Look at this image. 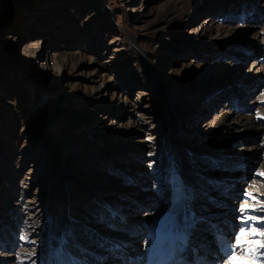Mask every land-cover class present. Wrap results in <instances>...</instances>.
<instances>
[{"label":"rangeland","instance_id":"rangeland-1","mask_svg":"<svg viewBox=\"0 0 264 264\" xmlns=\"http://www.w3.org/2000/svg\"><path fill=\"white\" fill-rule=\"evenodd\" d=\"M226 1L229 0H11L0 20V188L15 197L10 202L11 198L3 197L5 192L0 191V228L12 226L17 232L13 264H23L22 258H30L24 264H34L31 256L39 249L36 243L28 242L45 241L44 231L33 223H42L47 212L41 213L40 205L31 202L39 193L47 192L51 173H57L59 168L56 164L72 170L69 175L73 178L86 176L91 181L111 172L121 176L117 178L121 179L126 201L120 223L113 224L115 228L109 225L105 213L100 223L93 221L91 216L100 213L98 206L90 208L85 202L83 205L89 206L91 212L83 209L85 214H78L81 196L71 184L67 190L72 202L68 212L72 218L83 217L73 220L76 228H93L95 223L97 230L111 238L121 234L123 227L128 228L125 246L118 247L128 258L135 255L132 253L140 241L146 240L148 226L144 228L146 222L141 214L152 217L159 211L157 194L166 182L160 172L165 155H172L173 149L181 145L179 131L192 150L215 149L225 141L242 138L244 133L231 120L223 128V114L234 115L237 111L246 117L264 115V79H260L262 70L256 71L259 61H264V0H252L253 6H241L240 0ZM209 21L213 30L206 27ZM231 32L237 36L230 37ZM256 58L260 59L257 64ZM252 67L256 74L260 72L257 91L247 98L229 96L234 89L249 84ZM229 69L239 78L229 88L213 85L208 95H202L201 90L205 92L207 88L193 87L194 82L209 76L216 78L218 71L228 73ZM238 98L242 102L237 103ZM233 103L236 106L230 105ZM89 133L93 136L89 137ZM263 137L264 128L260 141ZM260 141L237 142L229 150L233 155L221 150L222 164L214 156L197 163L195 170L199 173H207L210 179L222 174L223 185L231 183L237 192L233 189L230 195L222 194L221 185L217 195L215 184L209 183L206 194L215 199L208 198L214 206L212 212L228 207V203L236 210L229 218L227 214L210 212L205 221L226 217L236 224L237 210L248 202L243 194L245 179L257 176L259 167L252 164V148L261 145ZM130 145L139 151L131 155L115 153L120 167L110 160L115 155L114 148ZM244 152L249 155L244 156ZM133 160L143 166L149 164L146 175H133L138 184L122 173V166ZM243 165L252 168L248 178L238 173ZM145 181L150 183L149 188L142 192L138 187ZM260 185L263 192L264 181ZM232 193L237 197L233 198ZM135 207L140 210L137 217L132 214ZM254 209L262 235L264 207L260 204ZM33 211L39 213L38 219L30 218ZM202 214L203 210L198 216ZM55 216L53 213L52 219ZM72 230L79 242L85 240L87 248L93 247L86 232ZM137 233L141 240H137ZM23 248L28 252L20 254ZM57 251L56 241L47 246L45 258L39 257L38 263L57 257ZM93 259L88 258L87 264L105 262ZM123 261L116 264H125Z\"/></svg>","mask_w":264,"mask_h":264},{"label":"bare ground","instance_id":"bare-ground-1","mask_svg":"<svg viewBox=\"0 0 264 264\" xmlns=\"http://www.w3.org/2000/svg\"><path fill=\"white\" fill-rule=\"evenodd\" d=\"M230 1V0H229ZM226 1V2H229ZM241 6H246L250 5L253 6L255 3L252 0H240ZM11 3V0H0V20L3 17V15L6 13L5 9L6 7ZM230 3H234L233 1ZM256 10V9H255ZM245 13V12H244ZM256 15H259L258 17L260 18V14L258 13V10H256ZM208 29L212 27L213 30V23L212 21H209L206 26ZM201 38H203V34L199 35ZM232 36H237L236 33H230V37ZM229 37V38H230ZM185 43V41H184ZM181 44H183L181 42ZM258 55V54H257ZM255 56V55H254ZM259 58H256L254 61L257 64ZM260 60V59H259ZM257 70H262L261 73V78L264 79V61L261 60L259 61V64L257 65ZM228 73H224L221 71H218V74H216V78L213 77H207L203 81L200 82H194L193 87L194 88H201L203 89H208V91L202 92V95H208L210 91H212L211 87L215 85V87H220V84H223L226 87H230L228 85L232 86V82L236 83L239 78L238 76H234V73H232V70H228ZM61 73V72H60ZM225 74V75H224ZM228 74V75H227ZM232 74V75H231ZM259 75V72L257 73ZM218 76L219 79L217 78ZM234 76V77H232ZM216 79V80H215ZM218 79V80H217ZM206 82V83H204ZM204 83V84H203ZM203 84V85H202ZM259 82L257 79L252 82V84H246V86H242V88H237L234 89L233 94H228L229 96L233 95H240L242 98H247V96L251 95L253 92L249 93V89H257L259 87ZM211 89V90H210ZM247 91V94L245 95V92ZM264 96V95H263ZM207 97V96H206ZM222 97V96H220ZM228 97V96H227ZM240 99V98H239ZM263 101V100H261ZM219 103V102H218ZM260 103V102H256ZM211 105V104H209ZM232 107L236 106L234 103L230 104ZM213 108V107H212ZM237 111H234V115L231 114V112H227L223 114L220 118V125L225 127V123L229 122V120L236 123L237 126L241 127V130H244V133H242V138H234L229 141H225L222 146H219L218 148L215 149H207V148H200L197 150H192L189 148L188 145H186V139L182 137V134L178 133V136L181 137L180 143L178 147L173 149V154L172 155H165V163H163L162 170L160 172L161 179L166 181L163 183V186L159 190L158 199L161 203L160 206H158L159 211H157V215L155 214L152 217L145 216L141 214V219L143 222H146L144 228L146 226L148 229V232L146 230L145 232V239L143 241H140L138 244L139 248L134 249L135 255L130 256L134 258H127L128 255L122 253L121 249H118V247H124L125 246V241H126V236L128 235V228L123 227L121 231V234H117L116 237H109L107 236L103 231L100 229L97 230L98 227H95V223L93 224V228H89L86 225H82L78 228L75 227L73 220L75 218L81 220L83 217L76 216V217H70L68 212L69 203L71 204V197L67 193L68 190V185L71 184L74 186L77 190L71 189L74 191H77V196L80 195L81 199L79 203V213L78 214H85L83 209H86V212L90 213L91 210L86 207L85 202H87V205H90V208H95V206H98L97 211H99V214L94 213L91 217L93 221H97V223H100V217H104L103 213L106 214V218L108 219V222L110 223L109 225H115L116 223H120V219L122 217L121 209L122 205L125 203V196L121 192V186H120V180L117 178L121 177L119 174L115 175V173H107V174H102L101 179H93L90 181V179L86 176H74V178L69 175L72 173V170H65V167L59 166V164H56L58 168V171H52V180L49 181V186L46 189V193H39L37 195V198L32 199L33 205L37 206L40 205L39 209L40 212H47V214L44 217V221L42 223H39L35 221L33 224L36 227H39L41 231H44L45 234V241L43 243H40L39 240L30 242L29 239L24 240L25 242L31 243L32 245H35L38 247L39 252H36L37 254H34L31 260H33L35 263L34 264H41L38 263L40 261L39 257H44L45 256V250L48 245H54L56 244L57 241V247L58 253H56L58 256L55 258H52L51 260H45L41 261L44 262L43 264H87L86 261H88V258H94L95 259H100L105 262L104 264H116L118 260L124 262V263H131L134 264L138 262L143 255L144 252L148 251L149 248V241H150V236L152 234V231L154 228L157 226V224L160 222V220L168 213V205H169V191H170V178L173 175V173L180 174L184 184L187 187L188 190V214L184 220V225L186 231L191 233V236L193 234L195 239L196 238V229H202L204 227V219L209 217V213L211 212L212 214L215 215V212H219L218 214H230V212H234V206L233 208L230 207L231 203H228V209L223 208L220 211L216 210L212 212V208H214L213 204L209 201H214L215 199L209 198V196L206 194L207 190L209 189V183L213 182L215 185V189L217 191V195L219 187L223 185V175L216 174L213 177L214 179H210V177H207V173H202V171L199 173L197 170V166L199 162L203 161L205 157H210L214 156L216 159L221 161L222 164V155H221V150L225 151V154H230V149L233 147L237 142H251L252 144L255 143V141H260L259 136L262 133V129L264 127V115H252V116H244L239 113H236ZM78 130L80 131L81 126L78 124ZM89 137L93 136L92 133L88 134ZM261 145H264V137L262 138ZM260 145V143H259ZM255 146L252 148L255 154H253V165L256 164V167H259L257 170V176L255 178L257 180H262L264 181V154L263 156L260 155L261 150V145L260 146ZM253 147V146H252ZM264 147V146H263ZM58 151L57 149H55ZM139 149L135 145H130V146H121V147H116L113 149L114 154L117 152L121 153H127V155H131L133 153L138 152ZM264 153V150H263ZM141 155V154H140ZM247 152H244V156L247 157ZM129 158V157H127ZM238 158V157H236ZM235 158V159H236ZM245 158V157H244ZM58 161H60V157L56 158ZM240 159V158H238ZM243 159V158H242ZM111 161L114 162V164H117L120 167L119 164V159H118V154H115L112 156L110 159ZM246 160V159H243ZM57 161V162H58ZM250 162V159L248 160ZM256 162V163H255ZM68 163V162H67ZM233 163V162H232ZM220 164V166H221ZM72 167H71V166ZM149 165V164H148ZM148 165L143 166V164H139L137 162L129 161L126 165L122 166V173L126 174L129 176V178H134L136 181V184L139 183L138 180H136V176L143 177V175H146ZM69 166L74 168V164L70 163ZM67 165V167L69 168ZM200 166V165H199ZM201 168L202 165L200 166ZM250 168V167H248ZM244 167H241L238 173H244ZM172 171V172H171ZM56 173V174H55ZM76 175H79L78 172ZM115 175V176H114ZM133 175H136L135 177ZM171 175V176H170ZM89 179H85V178ZM140 177V178H141ZM202 177H205L207 179H204ZM258 177V178H257ZM228 178V177H227ZM245 178H248L245 176ZM251 180L254 179H247V183H249ZM208 181V183L206 182ZM259 181V183H260ZM217 183V184H216ZM148 182H142L140 183V186L138 187L139 190L142 192L148 190L149 188ZM263 183H261L262 185ZM211 185V184H210ZM230 185L231 183H226L224 186V190L221 192L224 194L227 192L229 195L231 191L233 190L234 193L236 192V186L231 188ZM219 186V187H218ZM218 187V189H217ZM264 187V186H263ZM1 193L5 192V195L1 194L3 197H9L11 198V201H13L15 195L12 194L11 192L7 194V190L3 187L0 188ZM261 192V191H260ZM232 193L233 198L237 197V192L236 194ZM262 195H264V189L263 192H261ZM26 194V193H25ZM23 196V194H22ZM76 196V197H77ZM143 197V196H141ZM139 196V198L141 199ZM261 196L258 197L257 202L258 205H262L264 207V201L260 198ZM154 195V199H156ZM209 198V201H208ZM220 199V198H219ZM222 199H224L222 197ZM4 201V199H2ZM34 201V202H33ZM79 201V200H78ZM30 203V204H31ZM92 203V204H90ZM78 204V203H77ZM3 206L0 203V207ZM34 206V207H35ZM77 207V206H76ZM157 208V209H158ZM31 209V208H30ZM33 209V208H32ZM156 209V210H157ZM219 209V208H218ZM203 210V214L201 216H198V214L201 213ZM240 210V209H239ZM249 210V209H247ZM74 211V210H71ZM139 208H134V212L132 211V214H135V217L139 216ZM256 209L252 210L250 212L251 214L255 212ZM32 212V211H31ZM30 212V213H31ZM257 212V211H256ZM53 213L56 215L53 219ZM248 213V211L246 212ZM264 213V212H263ZM263 215V214H262ZM30 218H39V213L33 211L32 214H30ZM4 219V218H3ZM41 219V218H40ZM102 219V218H101ZM87 220H90L89 217H87ZM41 221V220H40ZM51 222V223H50ZM102 222H105L104 220ZM107 222V223H108ZM208 222V221H207ZM211 222H221L219 223V226H222L225 229V232H233L234 227L227 226L226 217L217 219L216 221L213 219ZM243 222V221H241ZM1 223V222H0ZM238 223V222H237ZM8 224V222L6 223ZM122 224V223H121ZM113 225V227H114ZM118 226V225H116ZM122 226H126L123 224ZM138 226V225H137ZM259 224H256V220L252 221L250 225L245 229V230H235L233 232V235L236 239L237 245H239V251L240 253L230 261H223L221 264H264V233L261 235V233L258 230ZM72 228L77 229L79 234H82V232H86L90 238L89 241H92V248H87L85 240L82 242H79L76 237V234ZM100 228V227H99ZM115 228V227H114ZM0 264H13L12 261H15V255L13 250L17 248L18 246L15 244V237L17 232L15 229L12 228V226H9L7 228H0ZM80 229V231H79ZM212 229H210L211 231ZM195 232V234H194ZM124 233V234H123ZM116 235V234H115ZM137 240H141L142 237L139 236V233H137ZM207 236H210L207 235ZM56 238V239H54ZM77 239V240H76ZM210 240L214 239V237L211 235L209 237ZM210 240H204V243ZM32 241V240H31ZM44 245V246H43ZM20 247V245H19ZM50 248V247H49ZM95 248V249H94ZM28 250L26 251L25 248L21 250V253H27ZM54 252V251H52ZM78 252V254H77ZM126 253V252H125ZM29 254V253H28ZM50 254V253H49ZM52 254V253H51ZM55 254V252L53 253ZM19 255V254H18ZM31 255V253H30ZM28 256V255H27ZM45 258V257H44ZM21 259V258H20ZM27 259V258H26ZM19 261V260H18ZM29 260H25L24 258L21 259L20 263H27ZM90 264V263H89Z\"/></svg>","mask_w":264,"mask_h":264}]
</instances>
